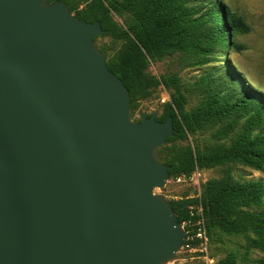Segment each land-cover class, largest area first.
<instances>
[{"label":"water","instance_id":"95a60500","mask_svg":"<svg viewBox=\"0 0 264 264\" xmlns=\"http://www.w3.org/2000/svg\"><path fill=\"white\" fill-rule=\"evenodd\" d=\"M88 23L0 0V264H167L187 233L157 195L173 118L132 120Z\"/></svg>","mask_w":264,"mask_h":264},{"label":"trees","instance_id":"16d2710c","mask_svg":"<svg viewBox=\"0 0 264 264\" xmlns=\"http://www.w3.org/2000/svg\"><path fill=\"white\" fill-rule=\"evenodd\" d=\"M105 1L109 0H92L82 10L76 8L72 0H48V4L65 3L76 17L88 23L100 22L104 36L122 42L115 55L106 56V60L109 69L123 81L130 93L132 113L140 101L152 98L161 85L172 90L171 102L164 106L162 116L158 119L159 122H165L173 118L175 136L169 138L168 143L186 140L188 135L194 136L204 125L220 121L232 113L226 107L217 109L216 98L191 113L187 112L180 79L171 76L159 80L148 70L152 62L174 55L204 56L223 43L228 52L231 31H250L241 17L222 6L211 7L202 13L203 7L191 6V0H128L122 6L111 2L106 6ZM111 10L121 16L129 15L126 29L113 20ZM102 53L105 54V51L102 50ZM247 88L251 99L258 104L259 113L253 123H262L264 127V97L250 86ZM235 129L236 123L232 122L216 138L224 140ZM230 163H239L264 174V134L251 138L248 128L230 147L198 150L196 154L188 149L165 162L170 167L171 177L176 178L189 177L197 168L214 169ZM262 194L261 185H241L230 176L209 181L203 193L209 236L213 230L235 233L252 230L259 237V240H251L252 245L264 249V218L243 211L259 205ZM195 202L192 199L169 201L180 225L188 220L189 207ZM220 264H236V261L228 259Z\"/></svg>","mask_w":264,"mask_h":264},{"label":"rangeland","instance_id":"374dc122","mask_svg":"<svg viewBox=\"0 0 264 264\" xmlns=\"http://www.w3.org/2000/svg\"><path fill=\"white\" fill-rule=\"evenodd\" d=\"M76 8H86L92 0H72ZM128 0L105 1L106 6L114 3L122 6ZM142 2L144 0H131ZM190 5L202 8V13L211 7L222 6L234 15L241 17L250 28L248 33L231 31V46L226 51L225 44L204 56L191 54L174 55L166 57L159 62H152L148 72L161 79L163 77L177 76L182 85L181 93L185 98V110L189 113L204 106L216 98L217 109L226 107L232 110L230 115L211 124L204 125L197 130L194 136L188 135L186 140L168 143L167 147L158 151L161 163L172 160L176 154L191 149L195 154L218 146L230 147L232 143L246 129L249 128L251 138L264 134L262 123L254 124L258 115L257 101H253L247 86L260 92L264 97V0H191ZM69 9V8H68ZM71 13V12H70ZM75 16V12L72 13ZM113 20L126 29L129 15L121 16L114 10L110 11ZM226 37L223 38V41ZM96 47L105 56L111 57L121 48L122 42L115 41L109 36H101L95 40ZM173 91L160 86L154 96L142 100L137 104V109L132 113V120L140 122L141 113L149 117L157 114V119L162 116L164 106L171 102ZM262 105V104H260ZM237 107V110L234 108ZM235 122L236 129L224 140L216 138L228 124ZM227 176L232 177L241 185L259 184L263 187L260 204L249 209L250 213L264 218V174L239 163H230L214 169L202 170L203 193L205 185L212 180H221ZM168 202L184 199L194 200L196 189L187 183H179L178 178L171 177L163 190H156ZM211 255L215 264L234 259L236 264H262L264 262V249L254 247L251 240L259 237L250 230L247 233L211 231ZM186 258V259H185ZM184 259L186 261H184ZM167 264H202L195 256L184 257L177 254Z\"/></svg>","mask_w":264,"mask_h":264},{"label":"built area","instance_id":"2783aa9c","mask_svg":"<svg viewBox=\"0 0 264 264\" xmlns=\"http://www.w3.org/2000/svg\"><path fill=\"white\" fill-rule=\"evenodd\" d=\"M178 182L187 183L196 189L193 198L196 202L189 207V218L181 225L188 237L179 255L195 256L202 264H215L211 255V239L203 201L202 170L197 168L191 176L179 177ZM185 259L184 261H186Z\"/></svg>","mask_w":264,"mask_h":264}]
</instances>
